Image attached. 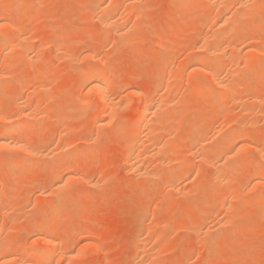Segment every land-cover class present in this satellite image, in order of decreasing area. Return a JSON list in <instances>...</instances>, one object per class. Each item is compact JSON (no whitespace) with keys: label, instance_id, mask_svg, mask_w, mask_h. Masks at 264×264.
<instances>
[{"label":"rangeland","instance_id":"rangeland-1","mask_svg":"<svg viewBox=\"0 0 264 264\" xmlns=\"http://www.w3.org/2000/svg\"><path fill=\"white\" fill-rule=\"evenodd\" d=\"M33 1H34V4H33ZM73 1L72 0L71 1L70 0L69 1L68 0H40L39 1L40 4H39L38 0H19L18 2L16 1L14 7L11 8L8 12L3 13L2 11H0V18L2 19V21L5 20V24L7 25L6 28L9 27L7 30L5 27L3 28L5 30L0 28L1 32L5 31L4 33L0 32L2 34V35L1 34L0 35L5 36L4 34H6V32H7V34H9L10 32L12 33L13 31H15V32H13V34H11V38H13V39L16 38V40H17L20 37L23 40V44H24V39L27 38V39H25V45H24L27 48V49L25 48V51H24L23 45L22 46L18 45L19 47L16 46V48L14 47L13 50L10 48L12 52L9 49L7 50L4 48L2 51L0 50V55H1L0 59L2 60V61L0 60V80H1L0 89L7 91V93H4V94L0 93L1 94L0 95V117H1L0 129L3 128L1 126V124H4V126L5 125L7 126V123L9 121L13 122V121H11L10 118H13L12 120H14V122H17L18 120H19L18 122L24 121L23 119L25 117L23 116L21 111L24 110L25 107L32 104L33 100L35 102L39 101V106L37 108V109H39L38 114H41V112H42V115L38 116V118H40V119H37V122H36V120L32 122L33 128L29 132V135H27L24 138L23 142L27 141V143L25 142L27 145H34L35 143L38 142L37 140L43 139L45 141L43 148L44 149H46V148L54 149L53 151H55L56 154L60 153L61 149L63 147L68 148L69 145H71L69 147L70 150H68L66 148H65V150H66V152H68L72 155L71 157L75 156V162L77 163V167H75V169H73V172H72L73 177H75L76 180L75 181L71 180V183L69 184L70 186L68 185V188H67L68 190H66V194H65V192L63 194V195H67V197L65 196V198H67V199H68V197H70L71 194H74V195H71V198L69 199V201L71 203H73V207L68 212H66L67 214L64 213L61 216V221L64 223V226H63V229L58 236L59 241H57V242L59 243L58 249H60L61 246L62 247L65 246L67 251H68L70 249L75 250L76 247L83 249L86 246V248H85L86 250L83 249L84 253H82V254L84 256L82 255L81 259H79L80 257H78L77 259L75 258L74 260H72V261L70 260V261H67L65 263H64L63 259L60 258V257H62L60 254L59 256L56 257L57 259L55 258L56 263H60V264H97L96 263V261H97L98 264H147L148 261L151 260L149 262L150 264H264V208H263L264 207V191H263L264 190V184H263V180H262L263 187L260 185L262 187V189H261V187L258 188L259 190L255 189V188L253 189L254 184L250 183L251 179H253V178H251V176H250V178H248L249 172L251 171L250 169H252V167L254 165L259 164V165L264 166V106L263 107L260 106L258 102H256L254 99H252V97H249L248 99H252V100H248L247 102H245L246 100L244 99L243 101L245 103L242 102V104L244 103L245 105H243L242 107H241L240 100H237V99L232 100V97L235 98L237 93H238V95H239V93L240 94L242 93V96L244 94L248 95L249 93H251V94H255V96L257 95V97H259V99H258L259 101H262V102L264 101V76L259 77V76L255 75V73H256L255 70H256V68L258 69V63L260 61L264 60V32L259 34V35H256L257 37L256 36L255 37L249 36V37H247L248 39L245 38L246 41H245V39H243L242 41L238 40V42L235 41L236 45H234V46L238 47V48H236V51L238 53L236 51L232 52L229 50V52H228L229 54L227 55L228 57H226L227 60L224 59V61H223L224 68L226 69V71L230 70V69L234 70V68H235L234 71L237 70V73L240 72L239 76L241 75V71L244 73H242V76H241L242 78L238 77L236 79H232L233 83H235L236 81H237V83L239 82L238 84L236 83V85H235V86H238L237 92H235L236 90H234V88H235L233 86L234 84L233 85L231 84L234 87L233 90L226 93L227 95H226V100L223 102L224 104L221 103L219 105V104H215V102L213 101V97L202 95L198 91L196 92V89L194 88L193 84L189 81V79H190V76H191V78L193 76H195L196 75L195 73H197V71L195 72V70L193 69L194 67H192V68L190 67L188 70V68H186V65L183 63V61L185 59L189 60V58H188L189 56L191 59L192 58L191 56L194 57L196 55V52L198 49L196 47H199L200 41L198 40L199 37L196 35L195 24L201 19L200 16H202V15L196 14L195 12L185 11L187 14L186 15L185 12L180 10L181 8H179V7L177 8V7H175V5H172L174 8L171 7V3L174 4L175 0H142L143 3L141 0H140L141 2L139 0H135L138 2V5L136 7H134L135 11H136L135 14H137V17H136L134 14V8L132 9L133 10V13H132V11H130L131 8L129 6H126V4H127L126 0H119V4H118L119 6L115 10L117 12L120 9L117 12V15H119V18H120V15L123 16V19L121 20V22L117 26V29L120 30V28H121L120 25L122 23H123L122 29L123 30L125 29L124 31H126V28L128 26L130 27L129 31L127 28V31L130 34H128V33L124 34L125 36H124V38H122L123 39L122 40L121 38L115 36V34L113 32L111 33L108 29H106V27L104 28V26H102V24L99 22L98 15L100 16V14L102 13V9L99 10L100 7L99 6L97 7L96 6L97 4H93V5L89 4L88 5V2H87L88 0H73ZM120 1H122V3H120ZM124 1H125V4H124ZM1 2L2 1H0V3ZM22 2H23V4H25L24 7L18 8V5ZM76 2H77V4H76ZM55 3H57V5ZM64 3H66V5ZM67 3H69V5ZM36 4H38V5L36 6ZM122 4H123V7H122ZM203 4H204V2H203ZM231 4H232V6L234 5L233 3H231ZM58 5H59V7H58ZM167 5H170V6L167 7ZM87 6H89V7H87ZM139 6L140 7L142 6L140 8L142 11H140L138 9ZM235 6L237 9L238 6L234 5L233 7L235 8ZM52 7H53V9H52ZM229 7L227 9V13L229 12V14H227V13L226 14L228 15V17H232L233 15H235L237 10H235L234 8H233L234 10H232V8H229ZM86 8H87V10H86ZM88 8L90 11L88 10ZM127 8L129 10H127L128 12H125ZM80 9H81V12L83 14L79 13ZM173 9H174V11H173ZM229 9H231L232 12ZM58 10H59V12H58ZM214 10L210 11L209 13L206 12L207 14L203 15L206 18L210 17L209 20L211 21V23L213 22L212 24H209L210 29H208L209 28V26H208V28L203 32L204 37L206 35L208 36L209 33L213 36V32H215L216 35H218L219 34L218 32H220L219 29H217V27H219V26L216 23V21H217V19H219L221 11L219 9H214ZM99 11H100V13H99ZM137 11L139 14L137 13ZM216 11H217V13H216ZM121 12L123 15L121 14ZM129 12H131V13H129ZM50 13H52L54 15H52ZM124 14H125V16H124ZM133 14H134L135 18H137V19H135L134 16L132 17ZM230 14H231V16H229ZM2 16H3V18H2ZM213 16H215L216 19H213L214 18ZM139 17L140 18L143 17V19L140 20ZM183 17H184V19H183ZM254 18H256V20ZM258 18H260V20H261L262 15L261 16L259 14H257V16H256V14L251 15L250 17L239 19L240 21H238V19H235L233 24L231 25V28L234 26L235 28L233 27V30H235V31H238L236 29V27L238 29L241 28V30L244 28L243 31H245L247 29L246 31L248 34L249 30L252 29L254 23L258 21ZM138 19H139V21H136ZM252 19H253V21H252ZM8 20L10 21V23ZM126 20H127V22H126ZM133 20H135V21H133ZM136 22L137 23L139 22V23L136 24ZM236 22H238L240 27L237 26ZM7 23H9L10 26ZM215 23L217 24V27H216ZM246 23L248 25H245ZM126 24H127V27H126ZM135 24H136V26L140 25V24L141 25L137 26V28H136V26H134ZM141 27H143V29ZM248 27H249V30H248ZM133 28H135L134 29L135 31L133 30ZM139 28L141 29V31ZM147 29H150V30H147ZM123 30H121V31L123 33H125ZM207 30H208V32H207ZM216 30H217V32H216ZM241 30H240V32H241ZM18 32H19V35H18ZM133 32H134V34H133ZM189 33H194V34L191 35ZM7 34H6V36H7ZM187 34L191 35V37L190 36L188 37ZM210 34H209V37H212ZM251 34L252 33L250 32L248 35H251ZM12 35L15 36V38L12 37ZM30 35H32L34 38H32V36H30ZM48 35L50 38H48ZM261 35H263V37ZM1 36H0V42H1V39L3 38V37L1 38ZM8 36H10V35H8ZM25 36H27V37H25ZM196 37H198L197 41H196ZM30 39H32V41ZM113 39H115L114 42H113ZM174 39H176L175 44H174L175 46H173L171 51L166 50V51H168V52H166L164 50L165 52L163 54V52L161 50V52H162L161 53L160 52L161 45L165 44L171 40H174ZM188 39H189V41H188ZM250 39H251V41H250ZM59 40H60V42H59ZM185 40L187 41V43H185L186 42ZM3 41H5V39ZM3 41L1 43H3ZM17 41H19V40H17ZM179 41L182 43H179ZM193 42L195 43V45ZM250 42H252V43H250ZM253 42H255V44H253ZM232 43L234 44L233 41H232ZM239 43H240V46H239ZM242 43H243V45H242ZM17 44H18V42H17ZM37 44H40V45H37ZM97 44L101 45V50L99 52L100 56H98L96 59H94L95 57H89L88 58L87 56L90 54V50L92 49L93 46H95ZM246 44L248 45L247 47H249V45H250V47H251V48L249 47V50L251 51L250 58H251V56L253 58V59L252 58L250 59V64L247 66L242 63L244 61L241 58V50L246 46ZM37 47L40 48L39 50L42 51V49H43L44 51L39 52L38 50H36ZM61 47L66 48V50H64V52L62 50H59V49H62ZM85 47H87V48H85ZM18 49H20V50H18ZM45 49H47V50H45ZM26 50L27 51L29 50V51L27 52ZM72 50H75V57L73 59L65 58L66 57L65 52L72 51ZM253 50H256V51L259 50L255 54L256 55L261 54V55H259L260 57L259 56L256 57V55L254 56L253 53L256 51H253ZM18 51H19V53H18ZM76 51H77V53H76ZM86 51H87V53H86ZM43 52H45L44 55H43ZM26 53H28V55L30 57L32 56L34 61L32 58H31L32 59L31 61L34 64H31L29 62L26 63L25 61H21V60H24L23 57L26 56ZM61 53H63V54H61ZM80 53H81V55H80L81 57L79 56ZM234 53H235V57H234ZM102 54H103V56H102ZM45 55H46V59H43V57L45 58ZM61 55L63 56L64 60L63 59L60 60V58H62ZM77 55H78V58H77ZM105 55H106V57H105ZM164 55L166 57H163ZM159 56H162V57H159ZM230 56H231V58L233 56L234 59H231ZM242 56H243V54H242ZM35 58H36V61H35ZM75 58H76V60H74ZM108 59H109V61H108ZM239 59L241 60L240 62H239ZM15 60L16 61L18 60V61L16 62ZM187 60L185 62L186 64H187ZM231 60H232V64L230 63ZM165 61H166V63H165ZM227 61H229V62H227ZM257 61H258V63H257ZM7 62H9V63H7ZM22 62H23V64H22ZM85 62L87 63V65L91 64L94 66H102V65L105 66V65H107L108 72H109L108 74H109L110 78H112L113 80H115L117 82H121V83L126 82L125 84L122 83L120 86H119V84H117L119 87L114 88L112 90V92H113L112 94L117 99L116 102L117 103L120 101L124 102V103H122L124 105L123 106H122V104L120 106L116 105V107H115L116 110L113 108L114 110L112 111V113L111 114L109 113L110 115H112L114 112V115H115V117L117 115V118L114 119L113 115H112L113 118H111V116H108L109 114H107V117H106L107 119L104 120V124H105L104 127L105 128L101 127V123H103V122L99 123L104 118L103 119H100V118L94 119V117H87V116H90L89 114L86 115L88 110H89V108H86V107H90V109H91V104H93V102H94V105H95V102L97 103L98 98H97L96 93L93 95L94 92L91 93L92 91L89 92V90H85V88H83V86H82L83 84L81 83V81L78 82L79 80H81L78 72L87 66L85 64ZM97 63H99L100 65ZM105 63H107V64H105ZM164 63L166 64L167 68L169 67L168 70H167V68L164 67L165 66ZM5 64H7V68L9 71L7 70V68H5V66H6ZM30 64H31V66H30ZM200 64L201 65L204 64L205 65L204 68L208 66V62H205V63L203 62ZM200 64L199 65L197 64L198 65V66L196 65L197 67L195 66V69L198 70V72H200L199 76L197 73V76H195V77L201 76V81L206 88H210L212 90H217V89H215L216 86L211 82V79H209L208 76L202 75L201 71L203 70V67ZM49 65H51V67ZM2 66H3V69H2ZM238 66H241V67L244 66V68H241ZM43 68H45V70L47 68V71H46L47 76H45V78L43 80H41V79L39 80L38 73ZM56 68H58V69H56ZM10 69L12 71H10ZM225 69L221 70L222 74H221V72H219L218 76L220 78H222V77H223V79L230 78L229 77L230 75L228 74L229 71L226 72ZM16 70H18V71H16ZM238 70H241V71H238ZM251 70H252L253 74H252V72H250ZM4 71H6V73ZM53 71H54V73H53ZM10 72L11 73L13 72V74L11 75ZM158 72H160V74H162V73L163 74L159 75ZM165 72H167V73H165ZM3 73H4V75H2ZM173 73H175V74H173ZM177 73L181 74V77H180V75H177ZM6 74H8V75H6ZM9 74H10V76H9ZM166 74H168V75H166ZM171 74H172V77H171L172 80L169 79L170 78L169 76ZM220 74H221V76H220ZM227 74H228V76H227ZM246 74H247V76H246ZM174 75H175V77H173ZM188 75H190V76L188 77ZM12 76H14V77H12ZM224 76H225V78H224ZM11 77H12V79H11ZM76 77H78V78H76ZM3 78L4 79L7 78L6 81H4ZM32 78H33V80H32ZM156 78H158V79H156ZM167 78H168V80H167ZM173 78H174V80H173ZM176 78H177V80H175ZM185 78L187 80H185ZM24 79L27 81H24ZM178 79H180L179 82H177ZM160 80L163 81L164 87L157 85L158 81H160ZM183 80H185V81H183ZM234 80H236V81L234 82ZM45 81H46V83H45L46 85H43ZM172 81L173 82L175 81L174 82L175 84L172 83V85H171L172 88H170L171 86H169V84ZM205 81H208V82H205ZM25 82L28 85V88L26 89V91L28 89H29V91H27V92L25 90H23L24 92L20 91L21 86L23 84H26ZM36 82H38V83H36ZM77 82H78V84H77ZM165 82L168 83L167 86H169V88L171 89L170 91L172 93H170L169 88L166 86ZM184 82H185V84H182ZM73 83L75 84V88H73L74 87ZM129 83L132 85H126ZM178 83H179V87L176 86V84H178ZM231 83H232V81H231ZM36 84L38 87L35 86ZM3 85H5V86H3ZM77 85H78V88L76 87ZM79 85H81L80 86L81 88L79 87ZM173 85L176 87L175 89H174ZM239 85L240 86L242 85V87H240ZM2 86H3V88H1ZM33 86H35V87H33ZM42 86L44 88H41ZM126 87H128V88L133 87L132 89H134V87H135L137 89L139 88L140 90L145 89L148 91V94L149 95L151 94V96L154 97V100H157L158 102L162 99H165V100H166V98L168 99V94H169L170 100H168V103L170 104L169 101H172V103H171V105L166 104L167 106L166 105L165 106L167 107V113H169L170 111L171 112L169 115L166 113L168 117L167 116L165 117L166 114L164 115V117H165V119H167L169 117L170 118L166 120L167 123H165V119L162 118L163 120L161 123L164 126V128L162 130L163 132L160 131L161 133H158V137H157L158 140H160V137L164 136V134H165L166 138L161 137L162 138L161 140H163L165 143L162 141H160V142L158 141L156 143V144L161 143L164 146L162 145V147H161V144H159L158 148H157V147L153 146L154 142H152L153 145L151 143L148 145V146L151 145L150 149L152 150V152L150 150L149 155L148 156L145 155L146 157L144 158V162H146L147 166L144 163V166H146L144 168L145 169L147 168L148 170L150 169L151 171L154 170V172H156V170H157L158 172H156V174L158 173V175L161 177L163 175V173H164V175H166V171H168L172 165H173L172 167H174V164H175L176 169L175 168H171V169L175 170L174 171V173H176L175 175L179 174V176H180V177H178V178H180V180H178V178L176 179V181H178L179 183L174 181L175 182L174 186L178 187V188L172 189L170 186L171 183L167 182L168 179L165 181L166 178H164L165 177L164 175H163L164 176L163 181L160 177L159 178L161 180L160 179H148V178L146 179L145 177H144L145 178L144 179L141 176H136L135 174L131 173L130 170L127 169L128 167L126 168L127 163H125V162H127L126 158L128 155L127 152H125L126 149H124L126 146L124 147L125 144L122 145L123 142H121L122 139H120L121 138L120 134H119V132H115V131L118 130V128L120 126V121L130 113L129 109L132 108L130 110V111H132L135 108V106L137 104V98H138L136 95H134L131 92L132 89H128ZM165 87H167L168 89ZM177 88H179V89H177ZM245 88L248 89L247 93H244ZM36 89H38V90H36ZM32 90H33V92H32ZM78 90L79 91L81 90V91L79 92ZM164 90H165V92H163ZM242 90H244V91H242ZM126 92H128V93H126ZM23 93H25L24 96H27V99L24 96H22ZM31 93H32V95H31ZM50 93H51V95H50ZM178 93L182 94V95L179 96ZM9 94H11V95H9ZM44 94H45V96H44ZM119 94H121V95H119ZM129 94H131V95H129ZM164 94H166V95H164ZM29 95L31 96V98ZM125 95L129 97V99L127 97L128 100H125L126 99ZM247 95H244V96H247ZM50 96H52V97H50ZM171 96L174 97L173 100H171ZM176 96L178 97V99H181V100H183L184 97L185 98L188 97V100L189 99L190 100L189 101L187 100V102L182 103L180 100L177 99ZM48 97H49V99H48ZM85 97L87 100L90 99L87 101V103H89V104L91 103L90 106L88 104L86 106H82L83 102L82 103L78 102L80 100H83ZM159 97H160V100H159ZM239 97L240 96H238V98ZM19 98H21V99L23 98L22 101L23 100L24 101L27 100V101L23 103ZM33 98H35V99H33ZM130 98H131V100H130ZM135 98H136V100H135ZM86 99H84V100L86 101ZM17 100H20L23 103L24 108H22L23 105H21V106L18 105V107H17V105L13 106V104ZM42 101H43V105H42ZM232 101H233V103H232ZM229 103H230V105H229ZM254 103H256L255 106H253ZM45 104H46V106H45ZM69 106H70V108H69ZM169 106H171V107H169ZM42 107H44V108H42ZM257 107H259L260 109L263 108V110H261L263 112H261L259 108H258L259 109V111H258ZM73 108H75V114L72 116H69L68 115L69 109H73ZM241 108L243 111L246 109V111L240 112ZM40 109H42L43 111L42 110L40 111ZM123 109H126L125 110L126 112ZM254 109H255V111L257 110V113H255ZM168 110H169V112H168ZM172 110H173V114H172ZM249 110L254 111V112L251 113V112H249ZM14 111H15V113H14ZM220 111H221V113L219 114ZM115 112H116V114H115ZM122 112H124V114ZM127 112H128V114L126 115ZM254 113H255V115H253ZM52 114L55 115L56 117H54ZM218 114L221 116L218 117ZM240 114H241V116H240ZM246 114L249 116H247ZM46 115L48 118L46 117ZM6 116L8 118H5ZM235 117H238L239 120H236ZM239 117H242V119L240 120ZM245 117H246V119H245ZM2 118H3V120H2ZM96 119H98V120L96 121ZM116 119H117V121H116ZM182 119H183V121H182ZM184 119H185V121H184ZM243 119H245V121H242ZM250 119H251V123L249 121ZM252 119H254V120H252ZM178 120H181L180 124L178 122L179 125H177ZM6 121H7V123H6ZM170 121H172V122H170ZM174 121H175V123H174ZM156 123H154V124H156ZM152 124H153V122H152ZM165 124H167V126L170 128V130L168 127L166 128ZM171 124H173L174 127ZM240 124L241 125L245 124L242 127L247 133L242 134L241 136L237 137V140H235L236 145L232 144L231 145L232 147L230 146V148L233 149L234 148L233 146H236V147L239 146V145H237L239 142H244V143L248 144L250 147V149L248 147L249 156L247 153H246V155L251 158L250 160L252 161V163L250 161V162H248L249 165L246 164V165H248V166H245L246 170L244 169L243 166L238 167V169L240 168L241 173L239 172L238 169H237V171L235 169L236 172L233 171V174L239 172L238 174H240L243 177L242 178L240 176V178H239L238 174H237V177L240 180L239 182L238 181H234L232 183L229 182V185L226 182L225 183L223 182L221 184L215 183V182L211 183V179L213 176V169H211L212 166L210 164L206 163V161L203 160V158H202L203 156L201 157V155H200V153L202 152V149H203L202 144L206 142V144L204 145V148H207V149L210 148L209 147L210 145H211V147H215L216 143L220 142V141H217V138L219 137L218 135L224 133L225 131L228 132V129L230 127L231 128L229 129V131L234 129V128H238V127L242 128ZM194 125H195V127H196V125H201V127L204 130L203 141L204 140L205 141L202 142V144H201L202 148L201 149H200L201 146H199V145H197V147H195L196 146L195 144L192 145L191 142H190L191 144L188 143L189 138H187V136L189 137V135L191 134V131L195 128ZM234 125H236V127ZM97 126H99V127H97ZM178 126H180V127H178ZM177 127L179 129L181 128L182 131L180 129V132H178L179 130ZM217 128H218V130L221 129V131L220 130L218 131ZM247 128H248V130H246ZM96 129H99V131H97ZM114 129H115V131H114ZM213 130L216 132L215 134H214ZM216 130L220 133L217 136H216V134L218 132ZM111 131H114V133L116 135L114 133H113V135H110V134H112ZM58 132H60V133H58ZM61 132H62V134H61ZM94 133H96V135H93ZM100 133H101V135H100ZM175 133H176V135H178L177 137H179V139L176 137ZM212 133H213V135H212ZM118 134H119V137H118ZM58 135H60L59 136L60 139H59ZM143 135L144 134H142V136L140 135V137L145 138V136L143 137ZM173 135H175V136H173ZM94 136H95V138L97 136V139H93ZM111 136H113V138H114L113 140H111L112 139ZM114 136H116V138ZM167 137L170 139L168 140ZM260 137H262V138H260ZM174 138L177 141H175L174 144H172L174 141ZM185 138L187 141L185 140ZM259 138H260V140H259ZM181 139L185 140L184 143H182ZM53 140H55V141H53ZM245 140H246V142H245ZM247 140H248V143H247ZM156 141H157V139L155 140V142ZM249 141L252 143L251 145H250ZM211 142H213V143H211ZM52 144H53V146H52ZM67 144H68V147H67ZM178 144L180 145V146H178V147H180V149L178 148L179 151L177 149L173 148L174 146L177 147L176 145H178ZM64 145H66V146H64ZM111 145H113V148ZM182 145H184V146H182ZM206 145L208 147H205ZM119 146H120V148H119ZM191 146H193V147H191ZM115 147H117V148H115ZM163 147H165V148H163ZM154 148H156L157 150H155ZM160 148L163 149V151H165L164 153L166 154V157H169V160H168V158L165 157L164 160H167V161H165V162L161 161V160H163L162 155H164V154ZM192 148L194 151L191 150ZM198 148H199V150H198ZM238 148L239 147L236 148L235 153H237V151L239 150ZM257 148H259L258 150L260 152L258 150H256ZM189 149L191 151H193V153ZM196 149L198 151H196ZM4 150H5L4 148L1 149V147H0V155H1L0 158H1V160H2V156H3V160H4V157L5 158L7 157L6 158L7 161H4V162L10 161L12 158H14L13 155L16 154L15 157L16 156L17 157L21 156L24 158L26 157L27 160H28V157H29V159L31 158L30 162H33L34 166L28 167L27 168L28 170L27 169L24 170L25 171V172H23L24 174H22L20 177L21 183H19L20 180L12 182L13 185L11 184L12 186H10L9 190H7V192L4 193L5 196H3V199H2L3 201H0V208L2 209V210L0 209V223L3 224V226H1V224H0V228L2 227L0 229V233H1L0 239L5 237V235L7 234L8 238L11 237L10 238L11 242H13V244H14V242L16 243V244H14V246L16 245L17 248L21 247L22 245L24 246L26 244L29 246V245H31V243L35 242V240H33V239H35L40 232V231L34 232V229H36V228L35 227L32 228V227L35 224H38V222L41 220L42 211L44 213L46 211V207H48V206L51 207L50 203L52 204V206L58 205L59 203H60V205H62L63 203L65 204V202H63L65 199L63 198L64 196L62 197L63 199H61L60 196L58 197V196L54 195V197H53V195H50L48 192V189L51 187L50 182H52V184H53V182L56 180L55 178H57V177L54 178L52 176L53 173L50 172L52 166H51V164L49 165L50 162L48 160L46 161V164H45V160L41 159L42 162L44 161V163H42V164L46 165V166H42V164L40 162L41 160L39 161V159L36 156L34 157V155H32L29 152L22 151V153L24 154V156H23L21 153V150H17V149L15 150L14 149L15 152L13 150H8V149H7L8 152H7V150H5V151ZM71 150L73 152H71ZM154 150L156 153L154 152ZM160 150L162 152V155L160 154L161 156L159 154H157L158 151H160ZM172 150L175 152L177 150L178 151L177 154L175 152L173 153ZM195 152H197L196 153L197 155H195ZM19 153H21V154H19ZM150 154H152V155L154 154V155L152 156ZM8 155H10V157ZM173 156L176 157L177 159L174 158ZM262 156H263V158H262ZM8 157L11 159H9ZM148 157H149V159H146ZM33 158H36V160H34ZM170 158H174V160L175 159L176 160L174 161L173 159H170ZM154 159L155 160L157 159V160L153 161ZM1 160H0V166H1L0 169H3L2 166L4 167V162ZM230 160H232V159H230ZM147 161H148V163H150L149 165H148ZM152 161H153V163H152ZM235 161H236V158L233 159L232 162L234 163ZM1 162H2V164H1ZM161 162H163L162 163L163 165L161 164V167H157V163L160 164ZM166 162L169 164H167ZM176 162H177L178 166H176ZM182 162H183V164H185L184 166H183V164L181 166ZM240 163H241V161L239 160L238 163L236 161L234 164H236V166H237ZM165 164H167V165H165ZM150 165L152 168L151 167L149 168ZM209 166H211V167H209ZM208 168L211 170H208ZM36 169H38V170L35 171ZM32 170H33V172H32ZM242 170H243V172H242ZM26 171H27V173H26ZM29 171L31 172V174L35 178L32 179V175L29 173ZM40 171H41V173H40ZM180 171H183L184 174L186 172V174H185L186 176L184 175V178L182 180H181V176L183 177V175H182L183 173H180ZM37 172H38V174L40 173V175H38ZM3 173H5V172H3ZM3 173H1L2 176H3ZM25 173H26V175H25ZM33 173H36V174H33ZM50 173H52L51 174L52 177L50 176ZM188 173H190V175ZM247 173H248V175H245ZM74 174H76V175H74ZM84 176L86 177V179ZM245 176H247V177H245ZM7 177H8V179H10L9 182H11L12 178L9 177L8 175H7ZM233 177H234V175H233ZM244 177H245V179H244ZM81 181H83V182L80 183ZM96 182L98 184H95ZM146 182H147V184H146ZM165 182H167V183H165ZM197 182L199 185H197ZM92 183H93V185H92ZM154 183H155V185H154ZM168 184H170V185H168ZM176 184L179 186H177ZM98 185H99V187H98ZM251 185H253V186H251ZM168 186H170V187H168ZM44 187H46V188L44 189ZM70 187H71V189H69ZM101 187H102V189H100ZM40 188H41V190H40ZM46 189H47V192H46ZM73 189H75V190H73ZM185 189L187 191H185ZM260 189H261V194H263L261 197L256 194L257 191H260ZM252 190H254V191H252ZM79 191H80V193H78ZM178 191H180V192H178ZM233 191H235V193ZM17 192L19 194H17ZM67 192L70 193L69 196H68ZM82 192H84V193H82ZM13 193L14 194L16 193V194L14 195ZM192 193H193V195H192ZM229 193L232 196L231 195L229 196ZM76 194H80V195H76ZM44 195H46V196L44 197ZM48 195L50 197L51 196L52 197L49 198V197H47ZM215 195L219 196V198H218L219 200L217 199V201H213V204H214L213 205L212 199H213V197H215ZM256 195H257V197H259L258 198L259 201H257L258 203L256 204V202L253 200L254 203L252 205V198L254 199L256 197ZM73 196L75 199L73 198V201H72L71 199ZM193 196L196 199L195 201L193 199L194 198ZM242 196L244 198V203H243L244 205L243 204L241 205L239 203V201L241 203L243 201ZM190 197H192V198H190ZM45 198H48V199H45ZM210 198H211V201L208 202L210 200ZM229 198H231V199H229ZM50 199L52 200V202L50 201ZM232 199H234V202L232 201ZM204 200H207L206 202H208V204ZM226 200H227V202H226ZM235 200L238 201L237 202L238 204H236ZM247 200L250 201L251 204L247 203L248 202ZM11 201H12V203L10 204ZM223 201L226 204L228 203L227 206H225L226 204H224ZM230 201L232 204H230ZM192 202H194V203H192ZM204 202H205V204H204ZM45 203H46V205H45ZM1 204H3V205H1ZM47 204H49V205L47 206ZM221 204H222V206H221ZM234 204L238 206V208L236 207V209L238 211L235 210V208H234L235 206L233 207V211L236 212L235 216H234V214L231 215L230 211H226L227 210L226 207L228 208V206H230V205L233 206ZM7 205H9V207ZM193 205H195V206L192 208ZM211 205L215 206V207H212ZM239 205L241 208L239 207ZM224 206H225V208H224ZM202 207H204V209ZM209 208H210V210H209ZM3 209H5V211ZM16 209H18V210H16ZM190 209L191 210L194 209L197 211H200L199 209H202L201 214H199L200 219H198V221H196L197 223H196V226L194 227L196 230L194 228L186 229V228H183V226H182L183 223L187 220L186 218H189V217L193 218L194 213H192L193 211H191ZM13 210H16V211H13ZM169 210H171V211L169 212ZM197 211H195V213ZM257 211H259L260 213ZM13 212H14V214H13ZM1 213H3V214H1ZM4 213L6 215H4ZM187 213H190V214L187 215ZM205 213H206V215H205ZM227 215H229L233 219L228 220L227 218H230V217L229 216L227 217ZM4 216L5 217L10 216V218L9 217L5 218ZM11 216H14L13 220L15 219L16 222L11 220V218H12ZM196 218H198V217L196 216ZM3 219L6 220V221H4V223H3ZM222 219H223V221L225 220V222L227 220L229 223L226 222L227 225H224L223 224L224 222L222 223ZM28 221H29V223H28ZM30 221H31V224H33L32 227H31ZM219 221H220V224L222 223L224 227L221 226L222 228L221 227L218 228L220 225V224H218ZM5 222L6 223L8 222V223L6 224ZM9 223L11 224V226L9 225ZM16 223H17V225H16ZM143 223L146 225H144ZM4 224H5V228H3ZM26 224H28V225H26ZM148 225H150V226H148ZM9 226L11 228L10 230L11 231L13 230L12 232L9 230ZM12 227H13V229H12ZM29 227H30V229L31 228L32 229L31 230L28 229ZM79 227H83L85 229V233H84L85 236L81 235V240H80L79 235L76 233V231H77L76 229ZM142 227H144V228L142 229ZM148 227H149V230H148ZM210 227L213 229H210ZM215 227L218 228V230L219 229L220 230L216 231ZM150 228H152V230ZM200 228H202V232L199 231ZM5 229L7 231H10L11 233L7 232ZM144 230H145V232H144ZM212 230H215V231H212ZM17 231H19V232H17ZM154 231H155V234L153 233ZM23 232H25V233H23ZM2 233L4 235H2ZM32 233H34V235ZM31 234H32V236H31ZM35 234H37V235H35ZM217 234H219V235L217 236ZM150 235H152V236L150 237ZM238 235H239V239L242 241H240L238 239ZM153 237H155L156 239L159 238L160 241H159V239L156 240ZM233 239H234V241H233ZM75 240H77V241H75ZM151 240H153V241H151ZM155 240H156V244L154 245ZM21 241H22V243H21ZM69 241H70V243L71 242L73 243V245L70 244L72 246V248L70 245H68ZM77 242L80 245L79 244L77 245ZM80 242H83V243L81 244ZM240 242H241V244H240ZM35 243H38V242H35ZM75 243H76V245H75ZM94 243L97 246L96 247L97 249H95ZM139 243H141V244H139ZM148 243H149V245H148ZM87 244L89 247L87 246ZM91 244H93L92 247L94 249L93 248L90 249ZM137 244H139L141 249H142L143 244L144 245L146 244L145 245L146 247L143 246V248H145V249H142V251H141V249L138 250L139 252L140 251L142 252V253L140 252L141 255H143V253L146 251H148V252L151 251V250H148V248L152 249L153 251H151V253L146 252L147 254L144 253V256H140V254L136 253V252H138V251H136L137 250L136 247H138ZM160 244L162 246H160ZM82 245L84 246L83 248H81ZM152 245H154V246H152ZM155 246H157V247H155ZM161 247L162 248L164 247V248L162 249ZM236 247H238V248H236ZM79 248H78V250H75V251L78 252L80 250ZM155 248H156V250H155ZM63 249L64 250H62V251L66 250L64 247H63ZM160 249L163 253L160 252ZM0 253H1V251H0ZM4 253H7V252L5 250H3L1 254L3 255ZM1 254H0V256H1ZM152 254H154V257L151 258V256H153ZM159 255H161V256H159ZM155 256H156V258H160V259L156 260ZM20 257L22 260H24L26 258V255L21 254ZM59 258H60V260H59ZM87 258L89 261H86ZM58 260H59V262H58ZM144 260H146V261L148 260V261L146 262ZM141 261H144L146 263L141 262ZM152 261H154V262H152Z\"/></svg>","mask_w":264,"mask_h":264},{"label":"bare ground","instance_id":"bare-ground-1","mask_svg":"<svg viewBox=\"0 0 264 264\" xmlns=\"http://www.w3.org/2000/svg\"><path fill=\"white\" fill-rule=\"evenodd\" d=\"M0 1H2L1 3H0V11H2L3 13L4 12H8L11 8H13L14 7V5H15V3H16V1L18 2L19 0H0ZM39 1L40 0H38V3H39ZM69 1V0H68ZM71 1V0H70ZM73 1V0H72ZM140 1V0H139ZM142 1V0H141ZM140 1V2H141ZM204 2V4H203V2ZM66 2V1H65ZM74 2V1H73ZM88 2V5L89 4H91V5H93V4H97L96 6L98 7H100V9L99 10H101L102 9V13L100 14V16L98 15V17H99V22L102 24V26H104V28L106 27V29H108L111 33L113 32L114 34H115V36H117V37H119V38H124V34H127L128 33V31H129V26L127 27V24H126V27L128 28V31H127V28H126V31H124L123 29H122V24L120 25V30L119 29H117V26L119 25V23L121 22V20L123 19V16H121L120 15V18H119V15H117V12L120 10H118L117 12H116V8H118V4H119V0H88L87 1ZM172 2V1H171ZM120 3H122V1H120ZM126 6H129L130 8H131V10L130 11H132V13H133V8L134 7H136L137 5H138V2L137 1H135V0H126ZM142 3H143V1H142ZM174 3V2H173ZM176 3V4H175ZM175 3L174 4H172L171 3V7H173L172 5H175V7H179V8H181L180 10H182L183 12H185V11H187V12H195L196 14H200V15H205V14H207L206 12H210V11H212V10H214V9H219L220 11H221V13H220V16H219V19H217V21H216V23L218 24V26L219 27H217V24L215 23V25H216V27H217V29H219V31L220 32H218L219 34L218 35H216V33L215 32H213V36L212 37H209V34H208V36L206 35L205 37H204V35H203V32L208 28V26H209V28L208 29H210V25L209 24H212L211 23V21L209 20L210 19V17L208 18H206V17H202V16H200L201 17V19L195 24V29H196V35L199 37V47H196V48H198L197 49V52H196V55L193 57V56H191L192 58L190 59V56L188 57L189 58V60H187V59H185L184 61H183V63L186 65V68H188V70H189V68L191 67H194L193 69L195 70V72L197 71V73H198V76H199V74H200V72H198V70H196L195 69V66L198 64H200V63H205V62H208V66L207 67H205L204 68V64L203 65H201L202 67H203V70L201 71L202 72V75H204V76H208V78L209 79H211V82L216 86V88L215 89H217V90H212V89H210V88H206L204 85H203V83H202V81H201V76L200 77H195V76H197V73H195L196 75L195 76H193L192 78H191V76L190 75H188V77L190 76V79H189V81L193 84V86H194V88L196 89V92L198 91V92H200L202 95H206V96H209V97H213V101L215 102V104H221V103H223L225 100H226V93L227 92H229V91H231V90H233V88H234V90H236L235 92H237V88H238V86H235L236 85V83H237V81L236 80H234V82L235 83H233V80L232 79H236V78H238V77H240V78H242L241 76H242V73H244V72H242L241 70H238V71H241V75L239 76V73H237V70L236 71H234L235 70V68H234V70H232V69H230V70H227V71H229V77L230 78H225V76H224V78L225 79H223V77L222 78H220L218 75H219V72H221V70L223 69H225L224 68V64H223V61H224V59H226V57H228L227 55L229 54L228 52H229V50L230 51H232V52H235L236 51V48H238L237 46H234V45H236V43H235V41H237L238 42V40L240 41H242L243 39H248L247 37H251V36H253V37H255L256 35H259V34H261V33H263L264 32V0H175ZM231 3H233L234 5H237L238 7H237V9H236V6H235V8L232 6V4ZM18 4V3H17ZM33 4H34V1H33ZM40 4V3H39ZM56 5H57V3H55ZM65 5H66V3H64ZM68 5H69V3H67ZM76 4H77V2H76ZM107 4V5H106ZM124 4H125V1H124ZM230 4V5H229ZM24 5L25 4H23V2L22 3H20L19 5H18V8H22V7H24ZM38 4H36V6H37ZM142 5V4H141ZM28 6V5H27ZM43 6V5H42ZM61 6V5H60ZM79 6V5H78ZM125 6V5H124ZM168 6H170V5H167V7ZM230 6V7H229ZM58 7H59V5H58ZM85 7V6H84ZM83 7V8H84ZM87 7H89V6H87ZM122 7H123V4H122ZM121 7V8H122ZM142 7V6H141ZM140 6L138 7V9L140 10V11H142L140 8H141ZM228 7L229 8H232V10H237L236 11V13H235V15H233L232 17H228V15L227 14H229V12L227 13V9H228ZM38 8V7H37ZM80 8V7H79ZM120 8V7H119ZM174 8V7H173ZM234 8V9H233ZM29 9V8H28ZM52 9H53V7H52ZM144 9V8H143ZM210 9V10H209ZM65 10V9H64ZM70 10V9H69ZM86 10H87V8H86ZM88 10H89V8H88ZM127 10H129L128 8L126 9V11L125 12H128ZM137 10V9H136ZM230 11H231V9H229ZM83 11V10H82ZM90 11V10H89ZM122 11V10H121ZM173 11H174V9H173ZM179 11V10H178ZM215 11V10H214ZM58 12H59V10H58ZM66 12V11H65ZM124 12V11H123ZM232 12V11H231ZM235 12V11H234ZM46 13V12H45ZM48 13V12H47ZM79 13H82L81 12V9H80V11H79ZM99 13H100V11H99ZM120 13V12H119ZM129 13H131V12H129ZM136 13V11H135V8H134V14ZM137 13H138V11H137ZM142 13V12H141ZM140 13V14H141ZM178 13V12H177ZM194 13V14H195ZM212 13V12H211ZM210 13V14H211ZM216 13H217V11H216ZM227 13V14H226ZM2 14V13H1ZM50 14H52V13H50ZM83 14V13H82ZM87 14V13H86ZM121 14H122V12H121ZM134 14L132 15V17L134 16ZM139 14V13H138ZM175 14V13H174ZM181 14V13H180ZM185 14H186V12H185ZM256 14V16H257V14H259L260 16L262 15V19L260 20V18H258V21L257 22H255L254 23V25H253V27H252V29L251 30H249V27H248V30H249V33L251 32L252 34L251 35H248L247 34V29L245 30V31H243V29L241 30V28H237L236 27V29L238 30V31H235V30H233V27L231 28V25L233 24V22H234V20L235 19H238V21H240L239 19H242V18H246V17H250L251 15H255ZM52 15H54V14H52ZM85 15V14H84ZM123 15V14H122ZM142 15V14H141ZM145 15V14H144ZM187 15V14H186ZM217 15V14H216ZM219 15V14H218ZM124 16H125V14H124ZM128 16V15H127ZM135 16L137 17V14H135ZM135 16H134V18H135ZM175 16V15H174ZM229 16H231V14L229 15ZM180 17V16H179ZM214 18L213 19H216L215 18V16H213ZM253 17V16H252ZM2 18H3V16H2ZM125 18V17H124ZM129 18V17H128ZM140 18V17H139ZM205 18V19H204ZM131 19V18H130ZM135 19H137V18H135ZM141 19H143V17H141L140 18V20ZM179 19V18H178ZM183 19H184V17H183ZM255 20H256V18H254ZM174 20V19H173ZM196 20V19H195ZM7 21V20H6ZM9 21V20H8ZM133 21H135V20H133ZM136 21H139V19L138 20H136ZM213 21V20H212ZM215 21V20H214ZM237 21V20H236ZM252 21H253V19H252ZM123 22V21H122ZM126 22H127V20H126ZM125 22V23H126ZM210 22V23H209ZM9 23H10V21H9ZM9 23H7L8 25H9ZM135 23V22H134ZM139 23V22H138ZM137 22H136V24H138ZM237 23V26H239L240 27V25L238 24V22H236ZM241 23V22H240ZM249 23V22H248ZM136 24L134 25V26H136ZM16 25V24H15ZM18 25V24H17ZM125 25V24H124ZM129 25V24H128ZM133 25V24H132ZM141 25V24H140ZM140 25H137V26H140ZM214 25V26H215ZM245 25H248L247 23L245 24ZM252 25V24H251ZM6 24H5V20H3L2 21V19L0 18V28L1 29H3L4 27L6 28ZM10 26V25H9ZM14 26V25H13ZM137 26H136V28H137ZM132 27V26H131ZM244 27V26H243ZM9 28V27H8ZM8 28H6V30L8 29ZM142 29H143V27H141ZM235 28V27H234ZM135 28H133V30H134ZM140 29V28H139ZM151 29V28H150ZM150 29H147V30H150ZM213 29V28H212ZM216 29V28H215ZM3 30H5V29H3ZM21 30V29H20ZM121 30H123L125 33H123ZM240 30H241V32H240ZM9 31V30H8ZM97 31V30H96ZM135 31V30H134ZM140 31H141V29H140ZM214 31V30H213ZM1 32V31H0ZM3 32V31H2ZM1 32V33H2ZM5 32V31H4ZM3 32V33H4ZM10 32V31H9ZM8 32V33H9ZM13 32H15V31H13ZM13 32L11 33H9V34H7V32H6V34H7V36H6V34H4L5 36H1V42L5 39V41H3V43H1L0 42V47L2 48H0V50L2 51L3 50V48L4 49H9L10 51H11V49L13 50V48L15 47L16 48V46H18V45H20V46H22L23 45V47H24V51H25V39H27V38H25L24 39V44H23V40L19 37V39H17V40H19V41H17L16 40V38H15V36H13L12 35V37H14L15 39H13V38H11V34H13ZM30 32V31H29ZM207 32H208V30H207ZM216 32H217V30H216ZM17 33V32H16ZM136 33V32H135ZM212 33V32H211ZM30 34V33H29ZM128 34H130V33H128ZM133 34H134V32H133ZM138 34V33H137ZM189 34H194V33H189ZM8 35H10V36H8ZM18 35H19V32H18ZM21 35V34H20ZM107 35V34H106ZM110 35V34H109ZM191 35H188L187 34V36L189 37H191ZM28 36V35H27ZM27 36H25V37H27ZM30 36H32V35H30ZM61 36V35H60ZM130 36V35H129ZM180 36V35H179ZM262 37H263V35H261ZM7 37V38H6ZM22 37V36H21ZM198 37H196V41H197V38ZM207 37V38H206ZM257 37V36H256ZM31 38V37H30ZM32 38H34L33 36H32ZM48 38H50L49 37V35H48ZM170 38V37H169ZM195 38V37H194ZM37 39V38H36ZM46 39V38H45ZM118 39V38H117ZM192 39V38H191ZM246 39H245V41H246ZM31 41H32V39H30ZM35 40V39H34ZM47 40V39H46ZM114 40L115 39H113V42H114ZM120 40V39H119ZM123 40V39H122ZM126 40V39H125ZM255 40V39H254ZM259 40V39H258ZM29 41V40H28ZM27 41V42H28ZM175 41H176V39H174V40H171V41H169V42H167V43H165V44H162L161 45V49H160V52H161V50H162V52H163V54H164V52L166 51V50H170L171 51V49L173 48V46H175L174 44H175ZM186 41V40H185ZM188 41H189V39H188ZM232 41L234 42V44L232 43ZM250 41H251V39H250ZM253 41V40H252ZM256 41V40H255ZM17 42H18V44H17ZM34 42V41H33ZM59 42H60V40H59ZM108 42V41H107ZM184 42V41H183ZM128 43V42H127ZM142 43V42H141ZM179 43H182V42H180L179 41ZM185 43H187V41L185 42ZM194 43V42H193ZM241 43V42H240ZM240 43H239V46H240ZM249 43V42H248ZM250 43H252V42H250ZM35 44V43H34ZM61 44V43H60ZM59 44V45H60ZM132 44V43H131ZM192 44V43H191ZM253 44H255V42H253ZM37 45H40V44H37ZM44 45V44H43ZM87 45V44H86ZM194 45H195V43H194ZM242 45H243V43H242ZM46 46V45H45ZM84 46V45H83ZM131 46V45H130ZM245 46V45H244ZM243 46V47H244ZM248 45L246 44V46L241 50V58H242V60L244 61V62H242L243 64H245L246 66L247 65H249L250 64V59L252 58V56H251V58H250V54H251V51L249 50V47H250V45H249V47H247ZM252 46V45H251ZM19 47V46H18ZM35 47V46H34ZM47 47V46H46ZM45 47V48H46ZM57 47V46H56ZM105 47V46H104ZM11 48V49H10ZM21 48V47H20ZM49 48V47H48ZM58 48V47H57ZM62 48V47H61ZM85 48H87V47H85ZM160 48V47H159ZM251 48V47H250ZM255 48V47H254ZM258 48V47H257ZM23 49V48H22ZM27 49V48H26ZM40 48H38L37 47V49L36 50H38L39 52L41 51V50H39ZM50 49V48H49ZM52 49V48H51ZM56 49V48H55ZM84 49V48H83ZM195 49V48H194ZM6 50V51H7ZM18 50H20V49H18ZM45 50H47V49H45ZM59 50H62L63 52H64V50H66V48H62V49H59ZM86 50V49H85ZM100 50H101V45L100 44H97V45H95V46H93L92 47V49L90 50V54L87 56L88 58L89 57H95L94 59H96L98 56H100V54H99V52H100ZM165 50V51H164ZM193 50V49H192ZM252 50V49H251ZM260 50V49H259ZM258 50V51H259ZM5 51V50H4ZM27 51V50H26ZM29 51V50H28ZM27 51V52H28ZM42 51H44L43 49H42ZM41 51V52H42ZM74 51V52H73ZM89 51V50H88ZM194 51V50H193ZM253 51H256V50H253ZM258 51H256V52H254L253 54H254V56L256 55L255 53H257ZM12 52V51H11ZM21 52V51H20ZM32 52V51H31ZM38 52V53H39ZM47 52V51H46ZM49 52V51H48ZM105 52V51H104ZM161 52V53H162ZM166 52H168V51H166ZM237 52V51H236ZM18 53H19V51H18ZM33 53V52H32ZM35 53V52H34ZM37 53V54H38ZM44 53L45 52H43V55H44ZM66 53V57L65 58H67V59H73L74 57H75V50H72V51H67V52H65ZM76 53H77V51H76ZM79 53V52H78ZM86 53H87V51H86ZM238 53V52H237ZM240 53V52H239ZM15 54V53H14ZM17 54V53H16ZM21 54V53H20ZM61 54H63V53H61ZM158 54V53H157ZM166 54V53H165ZM242 54H243V56H242ZM6 55V54H5ZM50 55V54H49ZM81 55V53L79 54V56ZM238 55V54H237ZM259 55H261V54H257L256 55V57H258ZM1 56V55H0ZM20 56V55H19ZM62 56V55H61ZM65 56V55H64ZM102 56H103V54H102ZM152 56V55H151ZM158 56V55H157ZM240 56V55H239ZM36 57V56H35ZM81 57V56H80ZM86 57V58H87ZM105 57H106V55H105ZM153 57V56H152ZM159 57H162V56H159ZM163 57H166L165 55L163 56ZM234 57H235V53H234ZM260 57V56H259ZM24 58V60H21V61H25L26 63L27 62H29V63H31V64H34V63H32V56L30 57L29 55H28V53H26V56L25 57H23ZM32 58V59H31ZM38 58V57H37ZM77 58H78V55H77ZM85 58V59H86ZM187 58V57H186ZM230 58H231V56H230ZM240 58V59H241ZM43 59H46V55H45V58L43 57ZM61 59H63V56H62V58H60V60ZM101 59V58H100ZM103 59V58H102ZM173 59V58H172ZM231 59H234L233 58V56H232V58ZM239 59V62L241 61ZM253 59V58H252ZM1 60V59H0ZM64 60V59H63ZM74 60H76V58L74 59ZM107 60V59H106ZM186 60H187V64L185 63L186 62ZM227 60V59H226ZM225 60V61H226ZM230 60V59H229ZM263 60V59H262ZM2 61V60H1ZM4 61V60H3ZM14 61V60H13ZM16 61V60H15ZM18 61V60H17ZM16 61V62H17ZM33 61H34V59H33ZM35 61H36V58H35ZM103 61V60H102ZM108 61H109V59H108ZM173 61V60H172ZM171 61V62H172ZM255 61V60H254ZM15 62V63H16ZM48 62V61H47ZM104 62V61H103ZM227 62H229V61H227ZM256 62V61H255ZM7 63H9V62H7ZM74 63V62H73ZM96 63V62H95ZM165 63H166V61H165ZM164 63V67L165 68H167V66H166V64ZM170 63V62H169ZM230 63L232 64V60L230 61ZM234 63V62H233ZM257 63H258V61H257ZM22 64H23V62H22ZM31 64H30V66H31ZM71 64V63H70ZM85 64L87 65V63L85 62ZM97 64H99V63H97ZM105 64H107V63H105ZM168 64V63H167ZM240 64V63H239ZM6 66H5V68H7V64H5ZM47 65V64H46ZM100 65V64H99ZM197 65V66H198ZM238 65V64H237ZM11 66V65H10ZM29 66V67H30ZM50 67H51V65H49ZM63 66V65H62ZM170 66V65H169ZM188 66V67H187ZM196 66V67H197ZM200 66V67H201ZM234 66V65H233ZM23 67V66H22ZM56 67V66H55ZM201 67V68H202ZM228 67V66H227ZM230 67V66H229ZM238 67H241V66H238ZM48 68V67H47ZM47 68H46V70H45V68H43L39 73H38V76H39V80L41 79V80H43L44 78H45V76H47V73H46V71H47ZM59 68V67H58ZM58 68H56V69H58ZM164 68V69H165ZM169 68V67H168ZM168 68H167V70H168ZM241 68H244V66L243 67H241ZM2 69H3V66H2ZM28 69V68H27ZM31 69V68H30ZM49 69V68H48ZM55 69V70H56ZM113 69V68H112ZM163 69V70H164ZM7 70H8V68H7ZM19 70V69H18ZM18 70H16V71H18ZM32 70V69H31ZM54 70V69H53ZM9 71V70H8ZM10 71H12L11 69H10ZM225 71H226V69H225ZM226 71V72H227ZM256 73H255V75L256 76H264V60L263 61H260L259 63H258V69L256 68ZM5 73H6V71H4ZM163 72V71H162ZM250 72H252V70L250 71ZM2 73V72H1ZM11 73V72H10ZM32 73V72H31ZM53 73H54V71H53ZM109 72H108V67H107V65H102V66H94V65H87L86 67H84L83 69H81L79 72H78V74H79V76H80V79L81 80H79L78 82H80L81 81V83L83 84V83H87V82H90V81H95L96 83H95V85L94 86H90V88H88V89H85V90H89V92L90 91H92L91 93H93V95L96 93V95H97V103L95 102V105H94V102H93V104H91V109H90V107H86V108H89V110H88V112H87V114L86 115H90V116H87V117H94V119L95 118H100V119H103L102 121H98L99 123H101V122H103V123H101V127H104L105 126V124H104V120L105 119H107L106 117H107V114H111L112 113V111L115 109V107H116V105H121L122 103H124V102H116V97H114V95L112 94L113 92H112V90L114 89V88H117V87H119L122 83L123 84H125L124 82H117V81H115V80H113L112 78H110L109 77V74H108ZM159 73V75H162V74H160V72H158ZM165 73H167V72H165ZM169 73V72H168ZM224 73V72H223ZM247 73V72H246ZM13 74V72L11 73V75ZM173 74H175V73H173ZM221 74H222V72H221ZM221 74H220V76H221ZM225 74V73H224ZM228 74H227V76H228ZM252 74H253V72H252ZM2 75H4V73L2 74ZM6 75H8V74H6ZM50 75V74H49ZM52 75V74H51ZM158 75V76H159ZM165 75V74H164ZM166 75H168V74H166ZM177 75H180V77H181V74H178L177 73ZM250 75V74H249ZM9 76H10V74H9ZM15 76V75H14ZM14 76H12V77H14ZM53 76V75H52ZM78 76V75H77ZM246 76H247V74H246ZM8 77V76H7ZM12 77H11V79H12ZM33 77V76H32ZM162 77V76H161ZM165 77V76H164ZM170 78V80H172L171 79V77H172V74L169 76ZM173 77H175V75L173 76ZM179 77V78H180ZM219 77V78H218ZM244 77V76H243ZM249 77V76H248ZM76 78H78V77H76ZM160 78V77H159ZM184 78V77H183ZM7 79V78H6ZM6 79H4L3 78V80L4 81H6ZM49 79V78H48ZM156 79H158V78H156ZM162 79V78H161ZM32 80H33V78H32ZM38 80V79H37ZM38 80V81H39ZM77 80V79H76ZM163 80V79H162ZM162 80H160V81H158V84L157 85H160V86H163L164 87V84H163V81ZM165 80V79H164ZM167 80H168V78H167ZM173 80H174V78H173ZM175 80H177V78L175 79ZM179 80L180 79H178V81L177 82H179ZM185 80H187L186 78H185ZM185 80H183V81H185ZM208 80V79H207ZM249 80V79H248ZM23 81V80H22ZM24 81H27V80H25L24 79ZM31 81V80H30ZM166 81V80H165ZM231 81H232V83H231ZM240 81V80H239ZM32 82V81H31ZM73 82V81H72ZM78 82H77V84H78ZM137 82V81H136ZM169 82V81H168ZM175 82V81H174ZM173 81L169 84V86H171L172 85V83L173 84H175ZM182 82V81H181ZM188 82V81H187ZM189 82V83H190ZM205 82H208V81H205ZM246 82V81H245ZM0 83H1V80H0ZM6 83V82H5ZM23 83V82H22ZM26 83V82H25ZM34 83V82H33ZM32 83V84H33ZM36 83H38V82H36ZM46 83V81L44 82V84L43 85H46L45 84ZM166 83V82H165ZM239 83V82H238ZM237 83V84H238ZM74 84V83H73ZM81 84V85H82ZM117 84H119V86L117 85ZM182 84H185V82L184 83H182ZM234 86H232V85ZM6 85V84H5ZM5 85H3V86H5ZM22 85V84H21ZM20 85V86H21ZM81 85H79V87L81 86ZM126 85H132V84H126ZM168 85V83H166V86ZM3 86L1 87V88H3ZM30 86V85H29ZM35 86H37V84L35 85ZM35 86H33V87H35ZM169 86H167L168 88H169ZM174 86V85H173ZM176 86H178L179 87V83L178 84H176ZM182 86V85H181ZM208 86V85H207ZM232 86V87H231ZM240 86V85H239ZM8 87V86H7ZM38 87V86H37ZM77 88H78V85L76 86ZM144 87V86H143ZM155 87V86H154ZM157 87V86H156ZM167 87H165V88H167ZM214 87V86H213ZM240 87H242V85L240 86ZM14 88V87H13ZM28 88V85H27V83L26 84H23L22 86H21V89H20V91H23V90H25L26 91V89ZM40 88V87H39ZM41 88H44L43 86L41 87ZM73 88H75V84H74V87ZM81 88V87H80ZM84 88V87H83ZM126 88H128V87H126ZM133 87H130V88H128V89H132ZM167 88V89H168ZM170 88H172V86L170 87ZM169 88V91L171 90ZM176 87L174 86V89H175ZM190 88V87H189ZM232 88V89H231ZM157 89V88H156ZM161 89V88H160ZM177 89H179V88H177ZM1 90V89H0ZM36 90H38V89H36ZM45 90V89H44ZM83 90V89H82ZM118 90V89H117ZM120 90V89H119ZM127 90V89H126ZM166 90V89H165ZM165 90L163 91V92H165ZM245 90V91H244ZM244 90H242V91H244V93H247V90L248 89H244ZM4 90L2 89L1 91H0V93H7V91H4ZM27 91H29V89L27 90ZM26 91V92H27ZM46 91V90H45ZM79 91V90H78ZM81 91V90H80ZM79 91V92H80ZM124 91V90H123ZM180 91V90H179ZM241 91V90H240ZM10 92V91H9ZM24 92V91H23ZM32 92H33V90H32ZM37 92V91H36ZM73 92V91H72ZM88 92V91H87ZM125 92V91H124ZM134 95H136L137 97V104H136V106H135V108L132 110V111H130L131 109H129V114H128V112L126 113V117H124L121 121H120V126H119V128H118V130H116L115 131V129H114V131L115 132H119V134H120V139H122V141L121 142H123V144L122 145H124V149H126L125 150V152H127V158H126V160H127V162H125V163H127V165H126V168L127 169H129L130 170V172L131 173H133V174H135L136 176H141V177H145L146 179L148 178V179H162V181H163V177L164 178H166L165 179V181L167 180V182L168 183H171V185L170 184H168V185H170L171 186V188L172 189H175V188H178V187H175L174 185H175V182H178V181H176V179L178 178V177H180L179 176V174H177V175H175L176 173H174V169H171V168H175L176 169V167H175V164H174V167H172L171 166V168H169V170L168 171H166V175H164V173H163V175L160 177L159 175H158V173L156 174V172H158L157 170H156V172H154V170H148L147 168L145 169L144 167H146L147 165H146V162H144V158L146 157L145 155H149V153H150V147H151V145L150 146H148L150 143L152 144V142H154V145L153 146H155V147H157L158 148V145L159 144H161V143H159V144H156L158 141L160 142V141H162V142H164L163 140H161L162 138L161 137H165V134H164V136H161L160 137V140H158V133H161V132H163L162 130H163V128H164V126L162 125V120L163 119H165V117L167 116V114L169 115L170 114V112H169V110H168V112L169 113H167V105L166 104H169L168 103V100H170V97H169V94H168V99L166 98V100L165 99H162V100H160V97H159V102L157 101V100H154V97L153 96H151V94L149 95L148 94V91L147 90H140L139 88L137 89V88H135L134 87V89H132V91H131ZM153 92V91H152ZM158 92V91H157ZM167 92V91H166ZM30 93V92H29ZM45 93V92H44ZM123 93V92H122ZM126 93H128V92H126ZM170 93H172L171 91H170ZM24 94L25 93H23V95L22 96H24ZM77 94V93H76ZM125 94V93H124ZM156 94V93H155ZM162 94V93H161ZM160 94V95H161ZM179 94V93H178ZM232 94V93H231ZM1 95V94H0ZM6 95V94H5ZM9 95H11V94H9ZM31 95H32V93H31ZM50 95H51V93H50ZM79 95V94H78ZM119 95H121V94H119ZM128 95V94H127ZM129 95H131V94H129ZM159 95V94H158ZM164 95H166V94H164ZM172 95V94H171ZM180 95H182V94H179V96ZM236 95V94H235ZM234 95V96H235ZM244 95H247V94H244ZM242 96V93L240 94L239 93V95H238V93H237V95H236V97L235 98H233L232 96V100H234V99H237V100H240V102H241V107L243 106V105H245L244 103L245 102H247L248 100H252V99H254L256 102H258L259 103V105L260 106H264V101L262 102V101H259L258 99H259V97H257V95L255 96V94H251V93H249L247 96ZM30 96V95H29ZM44 96H45V94H44ZM43 96V97H44ZM48 96V95H47ZM123 96V95H122ZM126 96V95H125ZM174 96V95H173ZM178 96V95H177ZM176 96V97H177ZM186 96V95H185ZM238 96H240L239 98H238ZM4 97V96H3ZM26 99H27V96H24ZM50 97H52V96H50ZM75 97V96H74ZM119 97V96H118ZM127 97L128 96H126V99L125 100H128L129 99V97H128V99H127ZM249 97H252V99H248ZM30 98H31V96H30ZM45 98V97H44ZM78 98V97H77ZM136 98H135V100H136ZM157 98V97H156ZM173 98L174 97H172L171 96V100H173ZM8 99V98H7ZM21 101H22V99L21 98H19ZM33 99H35V98H33ZM48 99H49V97H48ZM47 99V100H48ZM84 99H86V97L84 98ZM83 99V100H84ZM124 99V98H123ZM158 99V98H157ZM176 99V98H175ZM177 99H178V97H177ZM246 100L245 102L243 101V100ZM5 100V99H4ZM13 100V99H12ZM20 100H17V101H15V103L13 104V106L15 105H17V107H18V105L19 106H21V105H23V103L24 102H26V101H20ZM43 100V99H42ZM80 100V101H78V102H83V105L82 106H86L87 104L90 106V104L89 103H87V101L88 100H90V99H86V101L84 100ZM121 100V99H120ZM130 100H131V98H130ZM133 100V99H132ZM166 102H165V101ZM178 100H180L182 103H185V102H187V100H188V97L187 98H183V100H181V99H178ZM190 100V99H189ZM188 100V101H189ZM262 100V99H261ZM44 101V100H43ZM43 101H42V105H43ZM46 101V100H45ZM49 101V100H48ZM157 101V102H156ZM175 101V100H174ZM173 101V102H174ZM20 102V103H19ZM33 103L32 104H30L29 106H27V107H25L24 108V105L22 106V108H24V110H22L21 112H22V114H23V116L25 117L23 120L24 121H20V122H14V120H12L13 118H10L11 119V121H13V122H8L7 123V121H6V123H7V126L5 125L4 126V124H1V126L3 127H1L2 129H0V147H1V149H5V150H13L14 152H15V150L17 149V150H21V153H22V151H24V152H29V153H31L32 155H34V157L36 156L38 159H39V161L41 160V159H44L45 160V164H46V161L48 160L50 163H49V165L51 164V170H50V172H52V173H50V176H51V174H52V176L55 178V177H57V178H53L55 181L53 182V184H52V182H50V185H51V187L48 189V192H49V194L50 195H53V197H54V195L55 196H60V198L61 199H65L63 202H65V204L63 203L62 205H60V203L58 204V205H55V206H52V204L50 203V205H51V207L50 206H48L49 204H47V206L49 207H46V211L43 213V211H42V213H41V215H42V217H41V220L38 222V224H35L33 227H32V225L33 224H31V221H30V224H31V227L32 228H36V229H34V232H38V231H40L39 232V234L37 235V234H35V235H37V237L35 238V239H33V240H35V242H38V243H31V245H22L21 247H19V248H17L16 247V245L14 246V244H16L15 242H14V244H13V242H11V237L10 238H8V235L6 236L5 235V237H3L2 239H0V251H1V253H2V251L3 250H5L7 253H4L3 255L1 254V256H0V264H60V263H56V260H55V258L57 257V256H59L60 254H61V256L62 257H60V258H62L63 259V261H64V263L65 262H67V261H72V260H74L75 258L77 259L78 257H80L79 259H81L82 257V253H84V250L83 249H85L86 248V246H85V248H83L84 246L82 245V247L81 248H83V249H80L79 247V251L77 252V251H75V250H78V248L76 247V249L75 250H68L67 251V249H66V247L65 246H63L66 250L65 251H62V250H64L63 249V247L61 246V248L60 249H58V245H59V243L57 242V241H59V239H58V236H59V234H60V232L62 231V229H63V226H64V223L61 221V216H62V214H64V213H66V212H68L72 207H73V203H71L70 201H69V199L71 198V195H74V194H71L70 195V197H68V199L67 198H65V196L67 197V195H63L64 194V192H65V194H66V190H68L67 188H68V185L71 183V180H76L75 179V177H73V169H75V167H77V163L75 162V156L74 157H71L72 155L70 154V153H68V152H66V150H65V148L63 149H61V152L60 153H58V154H56L55 153V151H53L54 149H50V148H46V149H44L43 148V145L45 144V141L42 139H40V140H37L38 142L37 143H35L34 145H27L26 143H27V141H24L23 142V140H24V138L27 136V135H29V132L32 130V128H33V121H35L36 120V122H37V119H40V118H38V116H41L42 115V112H41V114H38V111H39V109H37L38 108V106H39V101H32ZM90 102V101H89ZM92 102V101H91ZM170 102V104L169 105H171V103H172V101H169ZM177 102V101H176ZM242 102H244L243 104H242ZM136 103V102H135ZM232 103H233V101H232ZM11 104V103H10ZM224 104V103H223ZM27 105V104H26ZM124 104H122V106H123ZM130 105V104H129ZM128 105V106H129ZM166 105V106H165ZM229 105H230V103H229ZM239 105V104H238ZM256 105V103H254V105L253 106H255ZM45 106H46V104H45ZM78 106V105H77ZM223 106V105H222ZM249 106V105H248ZM247 106V107H248ZM73 107V106H72ZM132 107V106H131ZM169 107H171V106H169ZM250 107V106H249ZM40 108V107H39ZM42 108H44V107H42ZM69 108H70V106H69ZM76 108V107H75ZM75 108H73V109H69V116H72V115H74L75 114ZM114 108V109H113ZM128 108V107H127ZM126 108V109H127ZM130 108V107H129ZM259 107H257V109H258ZM84 109V108H83ZM126 109H123L124 111L126 110ZM171 109V108H170ZM244 109V108H243ZM253 109V108H252ZM256 109V108H255ZM255 109H254V111H255ZM260 109V108H259ZM259 109H258V111H259ZM42 109H40V111H41ZM52 110V109H51ZM116 110V109H115ZM261 110H263V108H261L260 109V111ZM43 111V110H42ZM47 111V110H46ZM128 111V110H127ZM225 111V110H224ZM241 111H243L242 110V108H241V110H240V112ZM244 111H246V109L244 110ZM243 111V112H244ZM254 111H250L249 110V112H254ZM126 112V111H125ZM223 112V111H222ZM248 112V111H247ZM261 112H263V111H261ZM11 113V112H10ZM14 113H15V111H14ZM123 114H124V112H122ZM167 113V114H166ZM221 113V111L219 112V114ZM231 113V112H230ZM255 113H257V110L255 111ZM255 113L253 114V115H255ZM108 115V116H111V118H113L114 117V119L115 118H117V115H116V117H115V115H114V112H113V117H112V115ZM115 114H116V112H115ZM166 114V115H165ZM172 114H173V110H172ZM177 114V113H176ZM218 114V117L219 116H221V115H219ZM238 114V113H237ZM245 114V113H244ZM243 114V115H244ZM249 114V113H248ZM259 114V113H258ZM2 115V114H1ZM20 115V114H19ZM45 115V114H44ZM53 115V114H52ZM164 115H165V117H164ZM187 115V114H186ZM247 115V114H246ZM245 115V116H246ZM252 115V114H251ZM4 116V115H3ZM2 116V117H3ZM12 116V115H11ZM54 117H56L55 115H53ZM52 116V117H53ZM178 116V115H177ZM229 116V115H228ZM240 116H241V114H240ZM247 116H249V115H247ZM46 117H47V115H46ZM168 117V116H167ZM172 117V116H171ZM253 117V116H252ZM5 118H8L7 116L5 117ZM42 118V117H41ZM48 118V117H47ZM163 118V119H162ZM170 118V117H169ZM169 118H167V119H169ZM176 118V117H175ZM178 118V117H177ZM185 118V117H184ZM217 118V117H216ZM236 118V120H239L238 119V117H235ZM240 118V120L242 119V117H239ZM0 119H1V117H0ZM9 119V120H10ZM45 119V118H44ZM109 119V118H108ZM113 119V120H114ZM167 119H165V123H167ZM181 119V118H180ZM245 119H246V117H245ZM245 119H243L242 121H245ZM249 119V118H248ZM2 120H3V118H2ZM98 119H96V121H97ZM112 120V121H113ZM159 120V121H158ZM252 120H254V119H252ZM116 121H117V119H116ZM115 121V122H116ZM182 121H183V119H182ZM184 121H185V119H184ZM203 121V120H202ZM247 121V120H246ZM250 121V123H251V119L249 120ZM248 121V122H249ZM3 122V121H2ZM110 122V121H109ZM152 122H153V124H152ZM158 124H157V123ZM170 122H172V121H170ZM178 122H179V124H180V122H181V120H178L177 121V125H179L178 124ZM112 123V122H111ZM154 123H156V124H154ZM174 123H175V121H174ZM233 123V122H232ZM246 123V122H245ZM40 124V123H39ZM96 124V123H95ZM94 124V125H95ZM164 124V123H163ZM182 124V123H181ZM97 125V124H96ZM172 126H173V124H171ZM215 125V124H214ZM241 125V124H240ZM245 125V124H244ZM244 125H241V127L242 126H244ZM249 125V124H248ZM57 126V125H56ZM117 126V125H116ZM165 126H166V128L168 127L167 126V124H165ZM235 127H236V125H234ZM97 127H99V126H97ZM100 127V128H101ZM108 127V126H107ZM162 127V128H161ZM174 127V126H173ZM178 127H180V126H178ZM177 127V128H178ZM194 127H195V125H194ZM238 127V126H237ZM96 128V127H95ZM105 128V127H104ZM114 128V127H113ZM112 128V129H113ZM169 128V127H168ZM172 128V127H171ZM215 128V127H214ZM231 128V127H230ZM229 128V129H230ZM86 129V128H85ZM102 129V128H101ZM110 129V128H109ZM175 129V128H174ZM181 129V128H180ZM180 129L178 128V132H180ZM193 129V128H192ZM223 129V128H222ZM229 129H228V132L227 131H223L224 133H222V134H220L218 131L220 130L221 131V129H219L218 130V128H217V134H216V136L218 135V134H220V135H218L219 137L217 138V141H220L219 143H216V146L215 147H211V145L209 146L210 148H204V145L206 144V142L205 143H203L202 144V142H204L203 141V132H204V130H203V128L201 127V125H196V127L191 131V134L189 135V137L187 136V138H189V141H188V143H192V145L193 144H195L196 146L195 147H197V145H199V146H201V144H202V146H203V149H202V152L200 153V155H201V157L203 158V160L204 161H206V163H208V164H210L211 166H212V168L211 169H213V176H212V179H211V183L212 182H215V183H228V185H229V182L230 183H232V182H234V181H240L239 180V178H240V174H238L239 172L241 173V170H240V168L238 169V167H241V166H243L244 167V169L246 170V168H245V166H248L249 164H248V162H250L251 160V158L250 157H248L249 156V154H248V147H249V145L248 144H246V143H244V142H239L237 145H239V146H237V147H239L238 149V151H237V153H235L236 151V146H233L234 148L232 149V148H230V146L233 144H235L236 145V142H235V140H237V137H239V136H241L242 134H245V133H247L244 129H243V127L242 128H234V129H232V130H230L229 131ZM41 130V129H40ZM95 130V129H94ZM97 131H99V129H96ZM169 130H170V128H169ZM224 130V129H223ZM246 130H248V128L246 129ZM39 131V130H38ZM60 131V130H59ZM96 131V132H97ZM102 131V130H101ZM114 131H111L112 132V134H110V135H113V133H114ZM161 131V132H160ZM168 131V130H167ZM166 131V132H167ZM176 131V130H175ZM181 131H182V129H181ZM211 131V130H210ZM255 131V130H254ZM213 132H214V134L216 133L214 130H213ZM58 133H60V132H58ZM98 133V132H97ZM173 133V132H172ZM190 133V132H189ZM250 133V132H249ZM61 134H62V132H61ZM99 134V133H98ZM115 134V133H114ZM119 134H118V137H119ZM142 134H144L143 135V137L145 136V138H141L140 137V135L142 136ZM171 134V133H170ZM178 134V133H177ZM183 134V133H182ZM205 134V133H204ZM93 135H96V133H94ZM100 135H101V133H100ZM116 135V134H115ZM169 135V134H168ZM175 135H176V133H175ZM175 135H173V136H175ZM212 135H213V133H212ZM262 135V134H261ZM60 135H58V137H59ZM66 136V135H65ZM167 136V135H166ZM172 136V137H173ZM178 135H176V137H177ZM186 136V135H185ZM184 136V137H185ZM207 136V135H206ZM249 136V135H248ZM92 137V136H91ZM100 137V136H99ZM115 138H116V136H114ZM183 137V136H182ZM211 137V136H210ZM111 140H113L114 138H113V136H111ZM166 138V137H165ZM168 138V137H167ZM178 139H179V137H177ZM209 138V137H208ZM220 138V139H219ZM241 138V137H240ZM260 138H262V137H260ZM260 138H259V140H260ZM59 139H60V137H59ZM93 139H97V136H96V138H95V136H94V138ZM99 139V138H98ZM157 139V141L155 142V140ZM170 138H168V140H169ZM213 139V138H212ZM219 139V140H218ZM239 139V138H238ZM244 139V138H243ZM51 140V139H50ZM185 140H186V138H185ZM185 140H182L181 139V141H182V143H184V141ZM207 140V139H206ZM241 140V139H240ZM53 141H55V140H53ZM61 141V140H60ZM63 141V140H62ZM93 141V140H92ZM175 141H177V140H175V138H174V141H173V143L172 144H174V142ZM187 141V140H186ZM208 141V140H207ZM242 141V140H241ZM258 141V140H257ZM23 142V143H22ZM26 142V143H25ZM51 142V141H50ZM90 142V141H89ZM95 142V141H94ZM235 142V143H234ZM245 142H246V140H245ZM250 142V141H249ZM256 142V141H255ZM254 142V143H255ZM48 143V142H47ZM63 143V142H62ZM165 143V142H164ZM187 143V142H186ZM190 143V144H191ZM211 143H213V142H211ZM247 143H248V140H247ZM260 143V142H259ZM54 144V143H53ZM53 144H52V146H53ZM66 144V143H65ZM177 144V143H176ZM210 144V143H209ZM208 144V145H209ZM218 144V145H217ZM252 143L250 142V145H251ZM257 144V143H256ZM62 145V144H61ZM73 145V144H72ZM107 145V144H106ZM162 145L163 144H161V147H162ZM255 145V144H254ZM253 145V146H254ZM64 146H66V145H64ZM71 145H69V147H70ZM110 146V145H109ZM112 146V148H113V145H111ZM164 146V145H163ZM177 147H173V148H175V149H177L178 150V148L180 149V147H178V146H180L179 144L178 145H176ZM182 146H184V145H182ZM202 146L200 147V149L202 148ZM258 146V145H257ZM260 146V145H259ZM51 147V146H50ZM58 147V146H57ZM67 147H68V144H67ZM69 147L68 148H66V149H68V150H70L69 149ZM118 147V146H117ZM117 147H115V148H117ZM171 147V146H170ZM169 147V148H170ZM191 147H193V146H191ZM205 147H208L207 145L205 146ZM232 147V146H231ZM256 147V146H255ZM119 148H120V146H119ZM153 148V147H152ZM163 148H165V147H163ZM252 148V147H251ZM15 149V150H14ZM155 150H157L156 148H154ZM161 149V148H160ZM172 149V148H171ZM195 149V148H194ZM207 149V150H206ZM249 149H250V147H249ZM253 149V148H252ZM259 148H257L256 150H258ZM4 150V151H5ZM8 150H7V152H8ZM60 150V149H59ZM112 150V149H111ZM155 150H154V152H155ZM162 151H163V149H161ZM161 150L160 151H158V153L157 154H161L162 155V152H161ZM176 150V152L175 151H173L172 150V152L174 153H176L177 154V152L179 151H177ZM190 150V149H189ZM191 150H193V148L191 149ZM190 150V151H191ZM198 150H199V148H198ZM197 149H196V151H198ZM262 150V149H261ZM108 151V150H107ZM194 151V150H193ZM193 151H191L192 153H193ZM259 151V150H258ZM2 152V151H1ZM10 152V151H9ZM12 152V151H11ZM71 152H73L72 150H71ZM151 152H152V150H151ZM161 152V153H160ZM165 151H163V154L164 155H162V158H163V160H161V161H167V160H164V158L166 157V154L164 153ZM251 152V151H250ZM260 152V151H259ZM21 153H19V154H21ZM156 153V152H155ZM197 152H195V155H197L196 154ZM242 153V154H241ZM246 153L248 154V156L246 155ZM6 154V153H5ZM14 154V153H13ZM56 154V155H55ZM263 154V153H262ZM3 155V154H2ZM7 155V154H6ZM12 155V154H11ZM16 155V154H15ZM15 155H13L14 156V158H9L10 157V155H8L9 157V159H11L10 161H8V162H4V161H7L6 160V158L4 157V160H3V156H2V160H1V158H0V160L1 161H3L4 162V167L2 166V168L3 169H0V201H3L2 199H3V196H5L4 195V193H6L7 192V190H9V188H10V186H12L13 184H12V182H14V181H18V180H20V177H21V175L22 174H24L23 172H25L24 170H26L28 167H31V166H34V163L33 162H30V159H29V157H28V160L26 159V157L24 158V157H21V156H16L15 157ZM22 155L24 156V154L22 153ZM150 155H152V154H150ZM154 155V154H153ZM152 155V156H153ZM158 155V156H159ZM160 155V156H161ZM194 155V154H193ZM199 155V156H200ZM1 156V155H0ZM156 156V155H155ZM164 156V157H163ZM174 157V156H173ZM196 157V156H195ZM198 157V156H197ZM156 158V157H155ZM166 158H168V160H169V157H166ZM174 158H176V157H174ZM174 158H170V159H173L174 160ZM236 158V161H237V163H238V161L240 160L241 161V163L239 164V165H237L236 166V164H234L232 161H233V159H235ZM253 158V157H252ZM262 158H263V156H262ZM26 159V160H25ZM34 160H36V158H33ZM146 159H149V157L148 158H146ZM145 159V160H146ZM177 159V158H176ZM175 159V160H176ZM201 159V158H200ZM230 159H232V160H230ZM238 159V160H237ZM157 160V159H156ZM155 159L153 160V161H156ZM174 160V161H175ZM153 161H152V163H153ZM255 161V160H254ZM41 162V164L42 163H44V161L42 162V160L40 161ZM172 162V161H171ZM170 162V163H171ZM178 162V161H177ZM177 162H176V166H178V164H177ZM203 162V161H202ZM6 163V164H5ZM144 163H145V165L146 166H144ZM147 163H148V161H147ZM151 163V164H152ZM155 163V162H154ZM163 162H161L160 164H158L157 163V167H161V164H162ZM167 163V162H166ZM251 163H252V161H251ZM263 163V162H262ZM1 164H2V162H1ZM40 164V165H41ZM150 163H148V165H149ZM156 164V163H155ZM167 164H169V163H167ZM167 164H165V165H167ZM182 164H183V162L181 163V166H182ZM246 164H248V165H246ZM153 165V164H152ZM163 165V164H162ZM180 165V164H179ZM185 164H183V166H184ZM189 165V164H188ZM252 165V164H251ZM250 165V166H251ZM42 166H46V165H43L42 164ZM190 166V165H189ZM211 166H209V167H211ZM1 167V166H0ZM48 167V166H47ZM151 167V165L149 166V168ZM35 168V167H34ZM40 168V167H39ZM152 168V167H151ZM250 168V167H249ZM32 169V168H31ZM45 169V168H44ZM171 169V170H170ZM211 169H209L208 168V170H211ZM235 169H236V171H237V169L239 170V172H237V173H235V174H233V171H235ZM28 170V169H27ZM38 169H36L35 171H37ZM46 170V169H45ZM44 170V171H45ZM49 170V169H48ZM165 170V169H164ZM167 170V169H166ZM251 170V171H250ZM249 171V175H248V173L247 174H245V175H248V178H250V176H251V178H253V179H251V181H250V183H253L254 184V186L253 185H251V186H253V189L255 188V189H257V190H259L258 188H260L261 186L263 187V185H262V180H263V184H264V166H262V165H259V164H256V165H254L253 167H252V169H250ZM5 172V173H3V172ZM235 171V172H236ZM32 172H33V170H32ZM128 172V171H127ZM242 172H243V170H242ZM245 172V171H244ZM1 173H3V176L1 175ZM26 173H27V171H26ZM26 173H25V175H26ZM29 173L31 174V172L29 171ZM40 173H41V171H40ZM40 173L38 174V172H37V174L38 175H40ZM180 173H183V171H180ZM200 173V172H199ZM232 173V174H231ZM6 176H5V175ZM33 174H36V173H33ZM185 174H186V172H185ZM184 173L182 174L183 175V177L181 176V180L184 178V175H185ZM189 175H190V173H188ZM207 174V173H206ZM237 174H238V177H237ZM7 175L9 176V177H11L12 178V181L11 182H9V180L10 179H8V177H7ZM32 175V174H31ZM72 175V176H71ZM74 175H76V174H74ZM161 175V174H160ZM233 175H234V177H233ZM30 176V175H29ZM51 176V177H52ZM135 176V177H136ZM186 176V175H185ZM211 176V175H210ZM7 179H6V178ZM79 177V176H78ZM81 177V176H80ZM85 177V176H84ZM160 177V178H159ZM205 177V176H204ZM209 177V176H208ZM242 177V176H241ZM245 177H247V176H245ZM245 177H244V179H245ZM33 178H35V177H33V175H32V179ZM82 178V177H81ZM144 178V179H145ZM203 178V177H202ZM207 178V177H206ZM238 178V179H237ZM243 178V177H242ZM247 178V179H248ZM85 179H86V177H85ZM105 179V178H104ZM142 179V178H141ZM160 179V180H161ZM186 179V178H185ZM188 179V178H187ZM78 180V179H77ZM178 180H180V178H178ZM52 181V180H51ZM73 181V182H74ZM148 181V180H147ZM155 181V180H154ZM159 181V180H158ZM175 181V182H174ZM186 181V180H185ZM199 181V180H198ZM201 181V180H200ZM209 181V180H208ZM253 181V182H252ZM49 182V181H48ZM83 181H81L80 183H82ZM167 182H165V183H167ZM19 183H21V180H20V182ZM179 183V182H178ZM12 184V185H11ZM95 184H98L97 182L95 183ZM142 184V183H141ZM146 184H147V182H146ZM202 184V183H201ZM205 184V183H204ZM92 185H93V183H92ZM154 185H155V183H154ZM167 185V184H166ZM177 185V184H176ZM197 185H199L198 184V182H197ZM216 185V184H215ZM224 185V184H223ZM261 185V186H260ZM45 186V185H44ZM70 186V185H69ZM96 186V185H95ZM153 186V185H152ZM170 186H168V187H170ZM177 186H179V185H177ZM250 186V185H249ZM17 187V186H16ZM72 187V186H71ZM71 187L69 188V189H71ZM98 187H99V185H98ZM147 187V186H146ZM200 187V186H199ZM262 187H261V189H262ZM46 187H44V189H45ZM100 189H102V187L100 188ZM183 189V188H182ZM261 189H260V191H257V195L258 196H262L263 194H261ZM40 190H41V188H40ZM73 190H75V189H73ZM178 190V189H177ZM18 191V190H17ZM72 191V190H71ZM185 191H187L186 189H185ZM184 191V192H185ZM252 191H254V190H252ZM264 191V190H263ZM42 192V191H41ZM46 192H47V189H46ZM85 192V191H84ZM84 192H82V193H84ZM178 192H180V191H178ZM182 192V191H181ZM234 193H235V191H233ZM232 192V193H233ZM68 193V192H67ZM72 193V192H71ZM78 193H80V191L78 192ZM14 194V193H13ZM16 194V193H15ZM14 194V195H15ZM17 194H19L18 192H17ZM47 194V193H46ZM69 194L70 193H68V196H69ZM41 195V194H40ZM76 195H80V194H76ZM192 195H193V193H192ZM228 195V194H227ZM226 195V196H227ZM231 194L229 193V196H230ZM241 195V194H240ZM257 195H256V197H257ZM46 195H44V197H45ZM64 196V197H63ZM85 196V195H84ZM190 196V195H189ZM232 196V195H231ZM42 197V196H41ZM43 197V198H44ZM47 197H49V198H51L49 195L47 196ZM63 197V198H62ZM194 197V196H193ZM221 197V196H220ZM254 197V196H253ZM252 198V205H253V203H254V201L256 202V204L258 203L257 201H259V197H257V198ZM73 198H74V196L72 197V201H73ZM77 198V197H76ZM190 198H192V197H190ZM212 198V197H211ZM211 198H210V200L208 201V202H210L211 201ZM219 198V196L218 195H215V197H213V199H212V204H213V201H217V199ZM228 198V197H227ZM235 198V197H234ZM242 198H243V196H242ZM241 198V199H242ZM45 199H48V198H45ZM56 199V198H55ZM75 199V198H74ZM78 199V198H77ZM194 199V201L196 200L195 199V197L193 198ZM198 199V198H197ZM221 199V198H220ZM226 199V198H225ZM229 199H231V198H229ZM240 199V200H241ZM208 200V199H207ZM207 200H204L205 202L207 201ZM219 200V199H218ZM238 200V199H237ZM237 200H235V202H236V204H238L237 202L239 201H237ZM249 200V199H248ZM247 200V201H248ZM251 200V199H250ZM254 200V201H253ZM50 201L52 202V200L50 199ZM57 201V200H56ZM232 201L234 202V199H232ZM45 202V201H44ZM48 202V201H47ZM205 202H204V204H205ZM208 202H206L207 204H208ZM226 202H227V200H226ZM12 203V201L10 202V204ZM189 203V202H188ZM192 203H194V202H192ZM200 203V202H199ZM223 203H224V201H223ZM239 203L242 205L243 203H244V198H243V201H242V203L239 201ZM247 203H250L251 204V202L250 201H248ZM55 204V203H54ZM202 204V203H201ZM224 204H226V203H224ZM223 204V205H224ZM228 204V203H227ZM227 204L225 205V206H227ZM230 204H232L231 203V201H230ZM255 204V205H256ZM1 205H3V204H1ZM44 205V204H43ZM45 205H46V203H45ZM199 205V204H198ZM214 205V204H213ZM244 205V204H243ZM246 205V204H245ZM8 207H9V205H7ZM15 206V205H14ZM195 205H193L192 206V208L194 207ZM212 206V205H211ZM221 206H222V204H221ZM225 206H224V208H225ZM235 206V207H234ZM212 207H215V206H212ZM233 207L235 208V210L236 211H238L237 209H236V207L238 208V206L237 205H230V206H228V208L226 207V211H230L231 212V215H233L234 214V216L236 215V212H234L233 211ZM239 207H240V205H239ZM3 208V207H2ZM6 208V207H5ZM11 208V207H10ZM44 208V207H43ZM82 208V207H81ZM198 208V207H197ZM203 209H204V207H202ZM241 208V207H240ZM264 208V207H263ZM1 209V208H0ZM19 209V208H18ZM18 209H16V210H18ZM93 209V208H92ZM171 209V208H170ZM195 209V208H194ZM194 209H190L191 211H193L192 213H194L193 214V218H190L189 216V218H186L187 220L183 223V228H186V229H191V228H194L195 226H196V221H198V219H200L199 218V214H201V210L202 209H199L200 211H197V210H194ZM213 209V208H212ZM249 209V208H248ZM2 210V209H1ZM4 211H5V209H3ZM16 210H13V211H16ZM44 210V209H43ZM172 210V209H171ZM171 210H169V212L171 211ZM209 210H210V208H209ZM214 210V209H213ZM225 210V209H224ZM173 211V210H172ZM195 211H197L196 213H195ZM263 211V210H262ZM261 211V212H262ZM18 212V211H17ZM90 212V211H89ZM147 212V211H146ZM225 212V211H224ZM229 212V213H230ZM257 212H259V211H257ZM19 213V212H18ZM260 213V212H259ZM263 213V212H262ZM1 214H3V213H1ZM10 214V213H9ZM13 214H14V212H13ZM67 214V213H66ZM73 214V213H72ZM90 214V213H89ZM149 214V213H148ZM188 214H190V213H187V215ZM239 214V213H238ZM237 214V215H238ZM241 214V213H240ZM4 215H6L5 213H4ZM147 215V214H146ZM205 215H206V213H205ZM15 216V215H14ZM14 216H11L12 218H11V220H13V217ZM72 216V215H71ZM89 216V215H88ZM191 216V215H190ZM196 216L198 217V218H196ZM229 215H227V217H228ZM5 217V216H4ZM10 218V216H7V217H5V218ZM68 217V216H67ZM83 217V216H82ZM192 217V216H191ZM230 217V216H229ZM4 218V219H5ZM166 218V217H165ZM3 219V223H4V221H6V220H4ZM190 219V220H189ZM228 220L230 219H233V218H227ZM185 220V219H184ZM13 221H15V219L13 220ZM167 221V220H166ZM16 222V221H15ZM79 222V221H78ZM224 222V223H223ZM226 222H228L227 220H226ZM225 222V220L223 221V219H222V223L224 224V225H227V223ZM6 223V222H5ZM8 223V222H7ZM6 223V224H7ZM14 223V222H13ZM28 223H29V221H28ZM221 223V224H222ZM229 223V222H228ZM231 223V222H230ZM1 224V223H0ZM29 224V225H30ZM144 224V223H143ZM142 224V225H143ZM218 224H220V221H219V223ZM219 225V227L218 228H220L221 226H223V224L222 225ZM9 225L11 226V224L9 223ZM16 225H17V223H16ZM26 225H28V224H26ZM100 225V224H99ZM144 225H146V224H144ZM198 225V224H197ZM1 226H3V224H1ZM8 226V225H7ZM10 226H9V230L11 229L10 228ZM14 226V225H13ZM148 226H150V225H148ZM152 226V225H151ZM181 226V227H182ZM200 226V225H199ZM203 226V225H202ZM15 227V226H14ZM24 227V226H23ZM201 227V226H200ZM224 227V226H223ZM2 228V227H1ZM0 228V229H1ZM3 228H5V224H4V227ZM22 228V227H21ZM31 228V229H32ZM144 227H142V229H143ZM153 228V227H152ZM152 228H150L151 230H152ZM203 228V227H202ZM202 228H200V232H202ZM208 228V227H207ZM216 228V227H215ZM218 228H216L215 230L217 231L218 230ZM222 228V227H221ZM12 229H13V227H12ZM28 229H30V227L28 228ZM30 229V230H31ZM195 229V228H194ZM204 229V228H203ZM210 229H213V228H211L210 227ZM209 229V230H210ZM77 231H76V233L79 235V237H80V240H81V235H84V233H85V229L83 228V227H79V228H77L76 229ZM148 230H149V227H148ZM184 230V229H183ZM196 230V229H195ZM198 230V229H197ZM215 230H212V231H215ZM220 230V229H219ZM218 230V231H219ZM2 231V230H1ZM11 231V230H10ZM10 231H7V232H9V233H11ZM186 231V230H185ZM198 231V232H199ZM207 231V230H206ZM222 231V230H221ZM17 232H19V231H17ZM144 232H145V230H144ZM147 232V231H146ZM150 232V231H149ZM210 232V231H209ZM23 233H25V232H23ZM154 234H155V231L153 232ZM1 234V233H0ZM17 234V233H16ZM33 235H34V233H32ZM32 234H31V236H32ZM150 234V233H149ZM204 234V233H203ZM209 234V233H208ZM2 235H4L3 233H2ZM205 235V234H204ZM219 234H217V236H218ZM241 235V234H240ZM85 236V235H84ZM149 236V235H148ZM152 235H150V237H151ZM155 236V235H154ZM213 237V236H212ZM211 237V238H212ZM237 237V236H236ZM241 237V236H240ZM7 238V239H6ZM74 238V237H73ZM76 238V237H75ZM153 238H155V237H153ZM152 238V239H153ZM208 238V237H207ZM156 239V238H155ZM157 239H159V238H157ZM156 239V240H157ZM213 239V238H212ZM237 239V238H236ZM238 239H239V235H238ZM147 240V239H146ZM145 240V241H146ZM156 240L153 242L154 243V245L156 244ZM240 240V239H239ZM13 241V240H12ZM28 241V240H27ZM75 241H77V240H75ZM151 241H153V240H151ZM159 241H160V239H159ZM208 241V240H207ZM233 241H234V239H233ZM240 241H242V240H240ZM84 242V241H83ZM83 242H80L81 244L83 243ZM92 242V241H91ZM147 242V241H146ZM18 243V242H17ZM21 243H22V241H21ZM30 243V242H29ZM28 243V244H29ZM58 243V244H57ZM144 243V242H143ZM151 243V242H150ZM38 244V245H37ZM70 244H72L73 245V243L71 242L70 243V241H69V244L68 245H70ZM79 243L77 242V245H78ZM139 244H141V243H139ZM139 244H137V246L138 247H136L137 248V250L136 251H138L139 249H141V247L139 246ZM159 244V243H158ZM162 244V243H161ZM160 244V246H162ZM240 244H241V242H240ZM61 245V244H60ZM63 245V244H62ZM75 245H76V243H75ZM80 245V244H79ZM92 245L93 244H91V247H90V249L91 248H93L92 247ZM94 245H95V243H94ZM146 245V244H145ZM144 244H143V246L144 247H146ZM148 245H149V243H148ZM154 245H152V246H154ZM14 246V247H13ZM71 246V245H70ZM69 246V247H70ZM87 246H88V244H87ZM142 246V245H141ZM143 246H142V249H145V248H143ZM238 246V245H237ZM16 247V248H15ZM74 247V246H73ZM89 247V246H88ZM97 246L95 245V249H97L96 248ZM155 247H157V246H155ZM68 248V247H67ZM71 248H72V246H71ZM152 248V247H151ZM162 248V247H161ZM164 248V247H163ZM162 248V249H163ZM236 248H238V247H236ZM235 248V249H236ZM240 248V247H239ZM69 249V248H68ZM74 249V248H73ZM94 249V248H93ZM142 249H141V251H142ZM233 249V248H232ZM86 250V249H85ZM89 250V249H88ZM148 250H151V251H153L152 249H150V248H148ZM155 250H156V248H155ZM234 250V249H233ZM239 250V249H238ZM94 251V250H93ZM92 251V252H93ZM140 251V252H141ZM144 251V250H143ZM151 251H146L147 253H151ZM159 251V250H158ZM237 251V250H236ZM91 252V251H90ZM135 252V251H134ZM139 252V251H138ZM138 252H136L137 254H140V252L138 253ZM146 252H144V253H146ZM160 252H162L161 251V249H160ZM142 253V252H141ZM144 253H143V255H141L140 254V256H144ZM146 253V254H147ZM163 253V252H162ZM21 254H25L26 255V260L24 259V260H22L21 259V257H20V255ZM87 254V253H86ZM145 254V255H146ZM159 254V253H158ZM153 256H151V258L152 257H154V254H152ZM202 255V254H201ZM84 256V255H83ZM138 256V255H137ZM147 256V255H146ZM159 256H161V255H159ZM88 257V256H87ZM149 257V256H148ZM60 258H59V260H60ZM141 258V257H140ZM155 258H156V256H155ZM154 258V259H155ZM57 259V258H56ZM147 259V258H146ZM149 259V258H148ZM158 259H160V258H156V260H158ZM59 260H58V262H59ZM76 261V260H75ZM81 261V260H80ZM86 261H89L88 260V258L86 259ZM85 261V262H86ZM93 261V260H92ZM144 261H146V260H144ZM144 261H141V262H144ZM148 261V260H147ZM146 261V262H147ZM151 261V260H150ZM150 261H148V263L150 262ZM62 262V261H61ZM146 262H144V263H146ZM152 262H154V261H152ZM78 263V262H77ZM90 263V262H89ZM92 263V262H91ZM96 263L98 264V262L96 261ZM147 263V264H148ZM159 263V262H158ZM150 264V263H149Z\"/></svg>","mask_w":264,"mask_h":264},{"label":"snow or ice","instance_id":"snow-or-ice-1","mask_svg":"<svg viewBox=\"0 0 264 264\" xmlns=\"http://www.w3.org/2000/svg\"><path fill=\"white\" fill-rule=\"evenodd\" d=\"M95 81H90V82H87V83H83V87L85 88V89H88V88H90V86H94L95 85Z\"/></svg>","mask_w":264,"mask_h":264}]
</instances>
